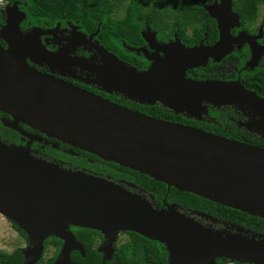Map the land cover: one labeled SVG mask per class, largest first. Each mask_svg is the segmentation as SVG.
Returning a JSON list of instances; mask_svg holds the SVG:
<instances>
[{"label": "water", "instance_id": "water-1", "mask_svg": "<svg viewBox=\"0 0 264 264\" xmlns=\"http://www.w3.org/2000/svg\"><path fill=\"white\" fill-rule=\"evenodd\" d=\"M225 15H209L223 31L239 16L233 0H225ZM17 3L5 11L0 38V112L11 117L3 124L20 132L23 124L49 138L90 153L123 168L220 206L264 219V148L240 143L199 128L168 122L112 103L85 89L45 75L28 62L43 59L56 66L61 55L44 52L41 36L55 30L32 28ZM228 20V21H227ZM76 42L73 48L92 43L69 24ZM149 41V40H148ZM101 62L79 60L73 67L87 70L93 83L108 94L125 96L142 105L161 103L176 114L199 119L203 103L247 110L252 120L246 128L264 137V100L237 83L185 80V71L204 65L202 48L165 51L146 72H138L93 43ZM0 213L28 236L23 264H38L51 237L63 241L53 264H75L72 253L86 255L71 226L101 232L105 244L98 250L111 260L122 232H134L162 243L168 264H217L218 258L259 264L264 252L247 238L229 231L206 228L178 212L175 206L155 209L146 199L99 177L64 169L32 156L28 149L0 140ZM202 216L205 214L199 213ZM261 250V249H260ZM258 257V258H257Z\"/></svg>", "mask_w": 264, "mask_h": 264}, {"label": "flooded vegetation", "instance_id": "flooded-vegetation-1", "mask_svg": "<svg viewBox=\"0 0 264 264\" xmlns=\"http://www.w3.org/2000/svg\"><path fill=\"white\" fill-rule=\"evenodd\" d=\"M224 1L225 0H195V3L201 5L208 15V9H210L215 15L223 16L225 15L226 8V5L223 4ZM234 1L235 0H233L232 11L235 15L239 16L240 26L236 27L234 20H230V22L227 20L228 23H226L223 28V31L226 33L225 38L221 36L222 31L219 28L217 20L211 18L210 15L209 17L212 19L210 22L209 20H204L203 22L195 21L188 24L184 29L185 34L182 37H179L177 33L173 32L171 35V31L168 29L160 31L159 29H154L150 25L145 24L143 27H140L141 39L138 38L139 36L137 35L134 39H127L129 35L125 33L126 38L124 37L125 39L121 41L122 52L118 55L115 53L113 54L128 67L134 68L138 72H146L155 64L157 59L165 58V51L170 52L172 51L171 49H174V51L179 50L182 46L188 50L200 47L205 52L217 46L216 52H206L208 55L204 57V65L185 71V80L191 83H237L239 84L238 86L242 87L249 94H254L256 97L264 100V9L262 8L260 10L255 20L242 21L241 16L234 9ZM1 3L0 8H3ZM15 3L20 6L18 2L14 1V3H10V0H8L5 9ZM3 9H1V11ZM56 28L49 30H55ZM29 30L31 29L23 31L26 32ZM73 35L74 33L71 32L68 23L67 27L60 26L55 35L41 36V45L44 52L54 56L61 55L59 58H55L57 60L56 66L45 64L43 63V59H37L35 57L33 59L28 58V64L42 74L53 76L68 84L85 89L108 101L111 97L114 99L121 98L125 101V104L127 103V106L133 104L135 108L137 107L138 109H131L126 107V105L120 106L133 111L140 112L138 111L140 108H151L152 112H154L156 108H159L161 109V114L164 116L173 113L175 119L189 121L190 124L186 126L194 128H199L195 126V122H199L202 126L200 127L201 130L222 136L229 140H235L233 138L237 136H241V139L248 140L251 136L255 135L246 128V124L252 120V116L247 110L235 106H217L212 103H203V111L198 114L199 119H196L195 117H188L187 114H176L174 111L164 107L161 103L155 105H142L129 100L125 96L104 92L97 84L93 83L94 77H92L91 73L83 68L73 67L78 60L80 62L85 60L95 64L101 62V57L98 55L93 44L97 40L96 37L92 43H87L86 45H81L72 49L73 43L76 42V38ZM178 42H180L181 46ZM0 46L4 49L7 48V44L1 38ZM112 103L115 102L112 101ZM7 117L8 118L3 117L1 119L2 123L11 120L9 115H7ZM223 117L226 119L223 120ZM19 126L21 129L20 132L12 130L18 135V139H16L17 143L15 144L16 146L28 149L32 156L43 159L49 163L57 164L67 170L81 171L85 174L106 179L127 192L137 194L146 199L155 209H166L167 205L175 206L178 212L193 219L202 226L216 231L226 230L234 234H240L251 241L257 247V250L264 252V219L260 217L248 219H241V217H238L236 220L227 219L220 217L218 212L210 214L197 209L182 207L177 203L168 202L166 197H164L161 203H158L154 196V191L156 190L153 185L148 184L151 187L144 188L139 184L138 180L135 181L137 179L135 176L119 169H109L107 172H101L97 169L89 168L84 164L73 165L62 159L53 158L47 153V149L52 148L60 150L64 154L70 156H79L80 154L74 152L72 150L73 147L69 145L49 138L23 124ZM61 144L64 146L62 147ZM87 161L90 164H95V161L92 159L88 158ZM167 191L169 193L170 190L167 188ZM199 213L205 214L207 217ZM74 228V226H71L70 230L77 238L73 231ZM99 234L97 238L98 250L106 241L105 236L101 232H99ZM52 238L53 237L48 240H52ZM127 238V232L119 234L114 244L115 253L116 248L122 244L121 240ZM60 241L62 244L59 252L64 244L62 240ZM77 241L80 242L78 238ZM83 247L85 248L84 245ZM50 249L56 251V246L51 245ZM106 256L107 254H102L103 261ZM112 259L106 261H112ZM216 262L217 264H244L225 258H218ZM258 262L259 264H264V256L263 258H258ZM41 264H43V256Z\"/></svg>", "mask_w": 264, "mask_h": 264}, {"label": "trees", "instance_id": "trees-1", "mask_svg": "<svg viewBox=\"0 0 264 264\" xmlns=\"http://www.w3.org/2000/svg\"><path fill=\"white\" fill-rule=\"evenodd\" d=\"M14 1L19 3L20 10L26 16L21 25L22 30L32 28L49 30L56 28L58 25L67 27L69 23L78 27L85 35L90 36L100 28L96 39L109 53L117 55L122 52L121 41L126 38L125 33L129 35L127 39H134L136 35L141 39L140 27L145 24L160 31L168 29L171 31V35L173 32L182 37L188 24L195 21H212L205 9L201 5H197L195 0H10V3H14ZM262 8L264 9V0L234 1V9L241 16L242 21L255 20ZM4 25L5 15L0 8V30ZM119 99L111 97L109 101H113L118 105H126L131 109H138L133 104L127 106L123 99ZM138 111L157 119L182 125L190 124L189 121L184 119H175L173 113L164 116L159 108H156L154 112L151 108H140ZM3 117L8 118L6 114L0 112V140L6 144L16 145L18 135L2 123L1 119ZM225 119L223 117V120ZM195 126L202 127L199 122H195ZM233 139L240 143L264 148V137L257 134L251 136L248 140L241 139V136ZM61 146L64 145L61 144ZM72 150L80 155L70 156L52 148L47 149V153L53 158L62 159L70 164H84L101 172H107L109 169L126 171L135 176L137 178L135 181L138 180L142 187L149 188L151 186L148 184L153 185L156 190L154 196L158 203H161L166 197L168 202L210 214L218 212L220 217L227 219L236 220L238 217H241V219L259 218L220 206L190 193L180 192L175 188H171L168 193V187L164 183L157 182L146 175L123 168L113 162L100 159L90 153L74 148ZM88 158L94 160L95 164H90L87 161ZM14 228L28 242L27 234L16 225H14ZM73 231L86 249L84 257L78 252L72 254V261L75 264H168V254L162 243L147 239L134 232H127L128 238L124 239V242L116 248L112 261L103 262L102 254L97 249L99 232L79 227H75ZM61 244L62 242L55 237L52 240H46L43 264L54 263L60 253ZM51 245L56 246V251H53L52 256L46 260L45 256ZM23 263V249H17L12 253L0 250V264ZM38 264H41V260Z\"/></svg>", "mask_w": 264, "mask_h": 264}, {"label": "rangeland", "instance_id": "rangeland-1", "mask_svg": "<svg viewBox=\"0 0 264 264\" xmlns=\"http://www.w3.org/2000/svg\"><path fill=\"white\" fill-rule=\"evenodd\" d=\"M2 2V3H1ZM0 3L2 4L1 8L2 13L5 15V7L7 5L8 0H2ZM124 242V239L121 240V243ZM29 247V241L27 242L19 232L14 228V224L10 222L7 218L0 215V250L12 253L17 249H26ZM54 250L50 249L46 254L45 259L47 260L52 256V252Z\"/></svg>", "mask_w": 264, "mask_h": 264}, {"label": "bare ground", "instance_id": "bare-ground-1", "mask_svg": "<svg viewBox=\"0 0 264 264\" xmlns=\"http://www.w3.org/2000/svg\"><path fill=\"white\" fill-rule=\"evenodd\" d=\"M0 215L4 216L3 214L0 213Z\"/></svg>", "mask_w": 264, "mask_h": 264}, {"label": "built area", "instance_id": "built-area-1", "mask_svg": "<svg viewBox=\"0 0 264 264\" xmlns=\"http://www.w3.org/2000/svg\"><path fill=\"white\" fill-rule=\"evenodd\" d=\"M2 0H0V2H1Z\"/></svg>", "mask_w": 264, "mask_h": 264}]
</instances>
